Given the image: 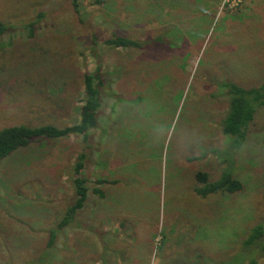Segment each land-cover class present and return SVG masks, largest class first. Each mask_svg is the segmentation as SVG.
Here are the masks:
<instances>
[{"label": "rangeland", "instance_id": "obj_1", "mask_svg": "<svg viewBox=\"0 0 264 264\" xmlns=\"http://www.w3.org/2000/svg\"><path fill=\"white\" fill-rule=\"evenodd\" d=\"M91 2L83 0L80 21L68 0H0L1 22L26 25L44 14L33 37L18 25L0 38V130L76 125L83 75L101 66L106 81L91 148L70 136L0 163V264H36L75 198L82 151L91 158L88 185L105 198L90 192L58 236L52 264H241L244 240L264 225V108L230 153L221 85H264V0ZM114 32L146 41L145 49L102 44ZM162 34L167 43L154 46ZM226 170L242 191L197 195L198 172L215 181ZM19 235L33 236L30 248L8 243ZM248 256L242 264H264L260 251Z\"/></svg>", "mask_w": 264, "mask_h": 264}, {"label": "trees", "instance_id": "obj_2", "mask_svg": "<svg viewBox=\"0 0 264 264\" xmlns=\"http://www.w3.org/2000/svg\"><path fill=\"white\" fill-rule=\"evenodd\" d=\"M73 8V11L77 18L83 21V0H68ZM105 0H93V5L101 6ZM44 17L43 13H39L34 21L29 24H18L23 29H28L29 36L33 37L35 28L39 21ZM18 25L1 22L0 21V38L10 35L18 30ZM169 37V36H168ZM166 35L156 37L152 39L154 46L167 43ZM170 38V37H169ZM150 38H148L149 40ZM91 40L94 48L99 45V38L95 34H92ZM150 42V41H149ZM145 42H141L139 39L124 36L118 32H114L112 37L102 42V44L111 47L112 49H132V50H144ZM84 83V98L82 101V107L80 109V121L73 126L57 127L55 125H44L38 127H30L27 125L7 127L0 130V163L9 159L21 150L27 149L32 143L46 141V140H61L70 136H80L84 145L87 148H91L89 144L92 141L94 130L99 128L100 119L103 113V100L102 93L105 87L106 81L102 67L98 66L95 73L91 74L86 72L83 75ZM221 87L227 90V96L229 97L228 110L225 117L221 121V128L223 134L231 141L230 149L233 151H239L245 144L250 126L256 119V114L259 109L264 108V85L260 87L246 88L237 83L226 81ZM263 153V179H264V143L262 146ZM90 155L86 151H82L78 157V160L74 167L75 180L73 182L75 195L74 200L70 206L66 209L64 216L60 219L59 223L53 228L48 229V242L45 249L40 253L36 259V264H52L50 261L52 258V252L56 249V241L58 236L70 225H73L76 221L77 214L85 208V204L90 197V192L94 193L100 198H105V193L100 187L90 188L88 183L89 179L85 176L87 168V160ZM91 159V158H90ZM229 161V159H228ZM195 180L201 184L199 188H196L197 195L206 198L210 195L218 193H236L243 190L244 185L242 182L235 178L231 171L226 170L222 173L220 178L215 181H211L210 176L206 172H198ZM105 179H99L98 184L101 186L107 183ZM114 183H117L115 181ZM31 239L24 241L23 235H19L13 240L8 241L13 248L21 244L30 248ZM22 249V250H23ZM252 250L260 251L264 256V225L259 224L255 226L248 237L243 242L242 250L235 256L242 257V262L249 258L248 253ZM21 252V251H20ZM244 255V256H241ZM27 264V263H26ZM223 264H228L225 262ZM249 264H258L256 258H251Z\"/></svg>", "mask_w": 264, "mask_h": 264}, {"label": "built area", "instance_id": "obj_3", "mask_svg": "<svg viewBox=\"0 0 264 264\" xmlns=\"http://www.w3.org/2000/svg\"><path fill=\"white\" fill-rule=\"evenodd\" d=\"M229 3V2H228Z\"/></svg>", "mask_w": 264, "mask_h": 264}]
</instances>
